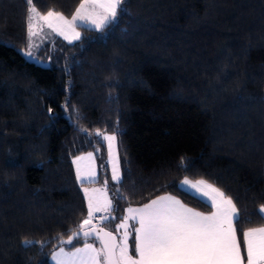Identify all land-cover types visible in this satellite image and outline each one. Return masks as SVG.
Segmentation results:
<instances>
[{
  "label": "trees",
  "instance_id": "16d2710c",
  "mask_svg": "<svg viewBox=\"0 0 264 264\" xmlns=\"http://www.w3.org/2000/svg\"><path fill=\"white\" fill-rule=\"evenodd\" d=\"M80 1L34 6L69 17ZM27 8L0 0V264H50L54 248L86 240L58 244L86 217L71 161L85 151L117 207L105 228L115 233L126 206L162 193L209 210L173 184L203 178L234 198L244 254L243 230L264 222V0H126L117 27L32 47L47 67L22 54ZM82 128L122 130V185L100 167L106 142ZM25 238L45 241L42 253Z\"/></svg>",
  "mask_w": 264,
  "mask_h": 264
},
{
  "label": "snow or ice",
  "instance_id": "6c2138e0",
  "mask_svg": "<svg viewBox=\"0 0 264 264\" xmlns=\"http://www.w3.org/2000/svg\"><path fill=\"white\" fill-rule=\"evenodd\" d=\"M27 8V27L29 34V50L25 55H32L31 38L46 26L52 33L63 36L70 43L81 39L77 27H85L98 33L105 32L110 27H117L126 0H81L71 20L66 19L61 12L49 10L40 13L34 6V0H25ZM49 116L55 114L48 109ZM89 137L95 136L100 146L107 144L108 161L100 165L107 168L111 164V180L122 185L124 173L121 167L119 149L122 141L119 136L122 130L113 128L111 133L96 129L89 133L81 129ZM100 151V147L95 149ZM93 152L76 156V180L81 185L84 199L87 201V218L79 223L67 241L71 242L81 234L87 240L92 237L101 244L100 248L85 243L81 248L66 252L63 247L52 253L55 264H264V226L251 227L243 231L242 254L241 242L238 239L240 211L234 198L213 183L201 178L195 183L188 178L174 186L187 194L198 198L212 211L208 213L196 211L187 207L181 200L171 195L158 196L140 207L129 206L125 209L127 215L116 226L117 232L123 229L119 241L111 231H105L93 224L97 213H106L99 217L101 223L116 219L112 214L117 211L113 199L104 193L101 203L96 193L99 189L83 187L86 182H94L97 173L94 168H82L81 161L94 162ZM124 162H127L125 154ZM180 166L187 170L191 161L181 158ZM126 171V170H125ZM105 189L108 181H105ZM117 199L125 197L117 191L113 193ZM257 214L264 219V205H260ZM131 222V223H130ZM138 224V227L136 226ZM134 237V254L129 250V238ZM39 244L42 253L45 241L25 238L21 241L24 247Z\"/></svg>",
  "mask_w": 264,
  "mask_h": 264
},
{
  "label": "crops",
  "instance_id": "0c3cea01",
  "mask_svg": "<svg viewBox=\"0 0 264 264\" xmlns=\"http://www.w3.org/2000/svg\"><path fill=\"white\" fill-rule=\"evenodd\" d=\"M74 11H75V10H74ZM47 12H48V11H47ZM47 12H44V13H47ZM52 35L60 36V35L55 34V33H51V35H48V36H52ZM60 37L64 38L63 36H60ZM64 39H65V38H64ZM88 152H92V151H85V152L79 153V154L73 156L72 159H71V161H73L74 157H76V156H81V155H86ZM93 155H94V154H93ZM94 157H95V156H94ZM107 160H108V159H107ZM72 165H73V169H74V173H75V178H76V165H74L73 162H72ZM108 165H109V164H108ZM81 166H82V168H84V169H86V168H88V167H92V168L95 169V171H96V173H97V176H96L95 181H94V182H86V183L83 184V187H86V188H89V189H99L100 191L97 192L96 195H97V197L99 198V200H100L101 203H102L103 200H104V193H105V191L107 192V190L105 189L104 185H102V184L99 183V182H96V181H97V177H98V170H97L96 160L94 159V162H93V161H88V160L81 161ZM109 174H110V172H109ZM110 177H111V175H110ZM185 178H188V177H183V178H181V180L179 181V183H180L183 179H185ZM188 179H189L191 182L195 183L197 180H199V179H201V178H195V179L188 178ZM208 182H209V181H208ZM80 187H81V185H80ZM81 191H82V190H81ZM82 193H83V191H82ZM164 195H171V196H174V197H176L177 199L181 200L179 197H177L176 195L171 194V193H162V194H159V195L154 196V197L151 198L150 200H152V199H156V197H158V196H164ZM83 197H84V193H83ZM107 197L109 198V194H108V192H107ZM109 199H110V198H109ZM84 200H85V199H84ZM150 200H148V201H146V202H144V203H141V204L128 205V206H126L125 209H127L129 206H131V207H140V206H142L143 204L148 203ZM181 202L184 203L187 207H190L188 204H186V203L183 202L182 200H181ZM85 207H86V217H85V218H87V201H86V200H85ZM190 208H192V209H194V210H196V211L204 212V213H208V212L212 211L211 208H210L209 210H200V209L193 208V207H190ZM258 208H259V207H258ZM125 215H127L126 212H124V216H125ZM121 221H122V220H121ZM121 221H120V222H121ZM130 223H131V222H130ZM95 224H100V223H99V221H98V222H95ZM118 224H119V223H117V225H118ZM136 226L138 227V224H137ZM260 226H264V222H263V224H261V225H258V226H252V227H260ZM248 228H251V227H248ZM248 228H246V229H244V230H247ZM244 230H243V231H244ZM120 231H121V234H120ZM123 231H124L123 229H120L119 232H117V230H116L115 234H116V237H117V240H118V241H119L120 236L123 235ZM131 237H132V236H131ZM242 237H243V234H242ZM129 239H130V238H129ZM131 242H132V244H131ZM85 243H90V244H92V245H93L94 247H96V248H100V247H101L100 244H99V242H98L96 239H94V240H92V239L84 240V241H82V242H80V243L75 244L74 246H71V247L58 246V247L54 248V249L51 251L50 255H49V262H50V264H55V261L52 260V258H51V257H52V253L55 252V251H59V249H60L61 247H63L64 250H65L66 252H71V251H74L75 248H81V247H83ZM129 245H130V247H129L130 253H131V254H134V237H132V241L129 240ZM242 254H243V252H242ZM244 255L246 256V252H245V250H244Z\"/></svg>",
  "mask_w": 264,
  "mask_h": 264
},
{
  "label": "water",
  "instance_id": "95a60500",
  "mask_svg": "<svg viewBox=\"0 0 264 264\" xmlns=\"http://www.w3.org/2000/svg\"><path fill=\"white\" fill-rule=\"evenodd\" d=\"M22 54H23L25 60L28 61V62H30V63H34L35 65H38V66H40V67H47V66H48V62H47V61H42V60H40L39 58H37V57H35V56H32V55H31V56H29V55H25V51H23ZM93 224H95L94 221H93ZM95 225H97L99 228H103L105 231H111V230L105 228V227H104L103 225H101V224H95ZM77 230H78V228H76L75 230L71 231L66 237L60 238V239L58 240V244H60V245L67 244V243H61V241H67L68 237L71 236V235L73 234V232H74V231H77ZM111 232L116 236V234H115L113 231H111ZM77 238H84V237H83V235L81 234V235H80L79 237H77ZM77 238H76V239H77ZM89 238H92V237H89ZM92 239H94V238H92ZM97 241H98V240H97ZM98 242H99V241H98ZM99 244H100V242H99ZM100 246H101V244H100Z\"/></svg>",
  "mask_w": 264,
  "mask_h": 264
},
{
  "label": "rangeland",
  "instance_id": "374dc122",
  "mask_svg": "<svg viewBox=\"0 0 264 264\" xmlns=\"http://www.w3.org/2000/svg\"><path fill=\"white\" fill-rule=\"evenodd\" d=\"M80 3H81V1H80ZM80 3L78 4V6L80 5ZM78 6H77V7H78ZM77 7H76V8H77ZM75 11H76V9H75ZM75 11H74L69 17H65V18L71 20V18H72V16H73V14L75 13ZM46 12H47V11H46ZM40 13H42V12H40ZM42 14H46V13H42ZM76 30L79 32V31H80V27H77ZM51 33H52V32H51L49 29H47L46 26H44L42 31L37 32V34L34 35V36L31 38V43H32L33 47H36V46H38L39 44H41V43L43 42V39H46L47 37H49L48 35H51ZM106 148H107V144H106ZM107 159H108V150H107ZM108 166H109V172H110V175H111V164L109 163ZM120 223H121V222L119 221V224H120ZM120 234H121V231H120Z\"/></svg>",
  "mask_w": 264,
  "mask_h": 264
},
{
  "label": "built area",
  "instance_id": "2783aa9c",
  "mask_svg": "<svg viewBox=\"0 0 264 264\" xmlns=\"http://www.w3.org/2000/svg\"><path fill=\"white\" fill-rule=\"evenodd\" d=\"M105 214H106V213H103V212H101V213H97V214H96V219H94L93 221H94V222H98V221H99V217L102 216V215H105ZM99 223H101V222L99 221Z\"/></svg>",
  "mask_w": 264,
  "mask_h": 264
}]
</instances>
